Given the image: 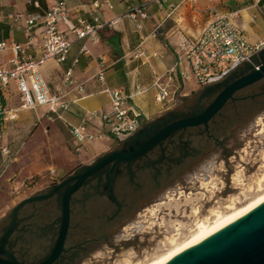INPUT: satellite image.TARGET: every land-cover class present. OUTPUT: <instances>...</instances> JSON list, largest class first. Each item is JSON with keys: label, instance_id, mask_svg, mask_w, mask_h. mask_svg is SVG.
Returning a JSON list of instances; mask_svg holds the SVG:
<instances>
[{"label": "water", "instance_id": "95a60500", "mask_svg": "<svg viewBox=\"0 0 264 264\" xmlns=\"http://www.w3.org/2000/svg\"><path fill=\"white\" fill-rule=\"evenodd\" d=\"M248 58L121 149L21 201L0 227V264H79L163 190L231 154L264 110V48ZM166 264H264V202Z\"/></svg>", "mask_w": 264, "mask_h": 264}, {"label": "crops", "instance_id": "0c3cea01", "mask_svg": "<svg viewBox=\"0 0 264 264\" xmlns=\"http://www.w3.org/2000/svg\"><path fill=\"white\" fill-rule=\"evenodd\" d=\"M55 1L57 0H39L40 8L36 9L19 0H0V12L3 15L42 12ZM64 1L69 8L67 22L59 19L57 27L74 42L66 61L59 63L50 60L39 69L52 92L65 93L71 99L69 109L63 113V119L49 121L44 107L18 109L20 95L14 80L4 86L0 84V148L8 136H16L19 127L26 129L34 124L45 127L57 139L74 143L70 125H76L82 118H87L90 111L102 113L110 109V99L104 91L106 87L123 90L129 96L128 102L141 113V124L150 123L147 121L151 116L163 112V106L155 108L151 103V99L155 97L154 80L176 63L180 44L185 40L196 41L204 27L219 15L231 13L233 20L244 30L251 43H264V0H164L161 5L151 3L147 9L149 17L143 21L141 30H137L134 21L124 16L112 28L99 30V38L95 43L87 39L75 41L69 25L76 23L77 19L91 22L94 16L109 20L116 14H123L128 6L151 0H113L112 9L95 7L93 0ZM158 23H161V33L153 36L150 33ZM18 24L4 17L0 21V39L8 45L12 41L24 42L25 35ZM41 30L42 27L36 25L33 32L40 33ZM82 44L87 48V53L80 52ZM142 50L147 54L136 57L135 54ZM12 56L9 47L1 52L0 66L9 67ZM76 57L78 62L72 75L74 82L64 86V72ZM101 59L107 64L104 83L94 77ZM77 83L83 84L82 92L75 88ZM186 83H193V86L185 88ZM199 87L192 78L182 82L180 91L189 94ZM10 109H16V117L7 121L2 112ZM100 124L98 120L89 119L88 130H93ZM130 135L122 139L105 137L89 141L84 147L106 148L123 142ZM3 158L0 154V160Z\"/></svg>", "mask_w": 264, "mask_h": 264}, {"label": "rangeland", "instance_id": "374dc122", "mask_svg": "<svg viewBox=\"0 0 264 264\" xmlns=\"http://www.w3.org/2000/svg\"><path fill=\"white\" fill-rule=\"evenodd\" d=\"M63 67L64 64H61ZM193 83H186L190 88ZM178 91L163 112L151 116L155 122L180 110L191 95ZM153 107L162 105L151 99ZM15 114L12 109L10 115ZM14 118H7V121ZM17 129V128H16ZM20 129V130H19ZM0 148V227L21 201L50 189L84 165L93 163L120 143L108 147H84L60 140L43 126L18 128ZM55 169L52 175L50 170ZM264 190V110L256 111L250 128L240 132L239 146L231 154L192 171L189 181L163 190L159 199L137 210L112 230L96 250L79 264H140L161 254L171 241L187 237L196 225L214 221L232 206H241Z\"/></svg>", "mask_w": 264, "mask_h": 264}, {"label": "built area", "instance_id": "2783aa9c", "mask_svg": "<svg viewBox=\"0 0 264 264\" xmlns=\"http://www.w3.org/2000/svg\"><path fill=\"white\" fill-rule=\"evenodd\" d=\"M22 3L40 8L39 0H19ZM113 0H93L95 7L105 6L113 8ZM164 0H151L137 5L128 6L123 14H116L109 20H101L94 16L92 21L77 19L69 25L75 36V41L84 39L95 43L98 41V32L104 28H112L121 17H128L135 23L137 30L143 28V21L149 17L147 9L151 3L161 5ZM69 8L64 0L55 1L42 12H15L3 15L0 12V21L6 17L12 23L23 29L25 41H12L9 45L0 39V53L8 47L12 50L9 67L0 66V84L6 85L14 80L20 95L18 109H37L44 107L49 121L63 119V113L69 109L71 99L65 93H54L42 76L39 67L50 60L64 62L74 42L65 32L57 27L59 19L67 22ZM40 25V33L33 29ZM161 33V23L155 25L151 35ZM264 48V43H251L244 30L233 20L231 13L219 15L208 23L196 41H183L178 49L177 61L153 82L155 102L166 107L173 96L180 91L182 82L195 79L200 87L221 82L228 73L242 61H251L248 57L257 54ZM81 53H87L82 44ZM142 50L135 56L146 55ZM78 58H74L71 65L65 70L63 85L73 83V68ZM107 64L101 59L94 77L101 83L105 82ZM75 88L82 92L83 84L77 83ZM110 99V109L98 113L90 111L87 118H82L76 125H70V132L77 150L84 148L89 141L101 140L105 137L122 139L137 131L141 125V113L128 102L129 96L119 88L106 87L104 90ZM1 106V103H0ZM12 109L3 111V118H14L10 115ZM98 120L101 124L93 130H88V121ZM55 174V169L50 170Z\"/></svg>", "mask_w": 264, "mask_h": 264}, {"label": "bare ground", "instance_id": "6f19581e", "mask_svg": "<svg viewBox=\"0 0 264 264\" xmlns=\"http://www.w3.org/2000/svg\"><path fill=\"white\" fill-rule=\"evenodd\" d=\"M263 202L264 190L249 202L241 206H232L230 210L224 214L218 213L214 221L197 224L195 229H193L187 237L179 241L172 239L171 246L164 252L140 264H166L175 256L204 241L214 233L243 217Z\"/></svg>", "mask_w": 264, "mask_h": 264}, {"label": "flooded vegetation", "instance_id": "af4514ba", "mask_svg": "<svg viewBox=\"0 0 264 264\" xmlns=\"http://www.w3.org/2000/svg\"><path fill=\"white\" fill-rule=\"evenodd\" d=\"M209 86H214V84H212V85H209ZM207 87V86H206ZM205 87V88H206ZM185 106V105H184ZM147 124H151V123H142L141 125H140V127H139V129L137 130V131H135L134 133H132L131 135H134V134H136L140 129H143ZM132 138H130L129 140H131ZM129 140H126V141H123V142H121L120 143V146H118L117 147V149H121L127 142H129ZM75 174V173H74ZM73 174V175H74ZM71 176V175H70ZM70 176H66V177H64V178H62L61 179V181L60 182H58L57 184H59V183H61L62 181H64V180H66L68 177H70ZM57 184H55L53 187H51L50 189H52V188H54ZM50 189H47L46 191H48V190H50ZM30 198V197H29ZM11 217V216H10ZM10 217H9V219H10ZM7 222V221H6ZM123 223V222H122ZM121 225V224H120ZM119 225V226H120Z\"/></svg>", "mask_w": 264, "mask_h": 264}]
</instances>
